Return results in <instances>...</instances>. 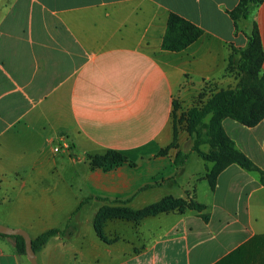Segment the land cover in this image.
Here are the masks:
<instances>
[{
	"label": "crops",
	"instance_id": "0c3cea01",
	"mask_svg": "<svg viewBox=\"0 0 264 264\" xmlns=\"http://www.w3.org/2000/svg\"><path fill=\"white\" fill-rule=\"evenodd\" d=\"M238 2L0 0V224L32 240L62 228L82 201L74 234L50 236L36 264H215L241 245L222 264H264V174L230 163L211 188L191 182L188 157L177 165L167 148L173 103L193 105L205 82L234 84L228 59L253 27L264 72V0L234 18ZM170 13L202 30L179 51L161 48ZM221 125L264 173V116ZM108 149L126 160L91 166ZM168 196L204 207L110 217L102 237L95 231L103 205L141 210ZM24 258L30 264L15 237L0 234V264Z\"/></svg>",
	"mask_w": 264,
	"mask_h": 264
},
{
	"label": "trees",
	"instance_id": "16d2710c",
	"mask_svg": "<svg viewBox=\"0 0 264 264\" xmlns=\"http://www.w3.org/2000/svg\"><path fill=\"white\" fill-rule=\"evenodd\" d=\"M259 1L260 0H239L237 6L231 10L230 14L234 18L240 16L245 17L247 8L251 4ZM201 33L202 30L200 27L175 13H170L166 21L161 48L169 51L182 50L196 40ZM244 49L254 63L261 65L262 49L255 27H253L251 34L248 36V42ZM252 88L254 91H245V88L240 86L234 89H220L218 91H213L203 103L189 107L186 111L189 130H193L197 122L205 115L209 113L211 114L209 123L206 124L207 130L205 131V135L214 145L217 146L218 144L220 146L221 152L218 153L225 158L223 164L216 165V167L212 169L210 179L208 178V183L211 188L214 187L215 177L219 171L230 163H236L245 169L257 170L261 175L264 174L243 152L235 148L233 141L228 137L221 125L222 118L225 116H229L230 118L249 126L256 124L264 116V72L259 78L254 79ZM175 106L176 102L173 103V107ZM174 136L175 128L173 130V138ZM171 143L167 148L171 147ZM194 149L205 160H215L217 156V153L205 154L199 151L196 147ZM165 150L166 149H163L161 152H164ZM179 155L180 153L177 151L175 161H178L177 159ZM125 160L126 157L119 151L108 149L102 154L91 156L90 164L93 167H100L108 164L120 163ZM81 203L77 205L71 214V218L67 220L62 228L52 227L34 237L31 240L32 248L34 250L39 249L50 236L55 234H59L63 237L72 236L77 229L74 215L80 208ZM185 206L194 208L197 211L202 210L204 207V205L195 201L190 200L187 203L186 200L173 196L165 197L141 210H131L127 207L117 205L115 207L103 205L94 214L92 223L97 234L102 237L101 228L103 222L107 218L119 216L135 220L145 215L155 214L157 212L174 208L182 209ZM201 217L207 219V215L204 213H201ZM14 237L16 239L17 251L25 254L23 238L20 235ZM243 247L244 245L237 247L215 264H222L225 261L230 260L236 253L241 251Z\"/></svg>",
	"mask_w": 264,
	"mask_h": 264
},
{
	"label": "rangeland",
	"instance_id": "374dc122",
	"mask_svg": "<svg viewBox=\"0 0 264 264\" xmlns=\"http://www.w3.org/2000/svg\"><path fill=\"white\" fill-rule=\"evenodd\" d=\"M227 70L234 74V84L227 85L225 87H219L213 85L211 82H205L202 85V90L199 92L198 97L193 105L188 107H180L178 103L174 107L173 121L175 128V136L172 140L171 147L177 149L180 153L178 156V161H175L177 165L184 162V159L188 157L187 171L194 170L193 177H191V182H194L197 178H205L208 181L210 179L212 169L216 165H221L224 163L225 158L220 156L221 148L217 144L214 145L205 135L207 130L206 124L209 123L211 114L205 115L201 118L197 124L194 126L193 130H189L188 122L186 117V111L189 107L199 105L203 103L206 98L213 91H218L220 89H234L237 87H244L245 91H254L252 88V83L254 79L259 78L262 75L261 65L253 62L252 58L248 56L245 49L236 50L235 53L231 54L228 59ZM229 117V116H225ZM223 119V118H222ZM205 154L217 153L215 160H205L203 159L194 148ZM188 173L186 176H191ZM222 179V177H221ZM221 181V180H220ZM199 182V180L197 181ZM200 187L201 181L199 182ZM115 207L116 205H110ZM21 264H27V260L24 258Z\"/></svg>",
	"mask_w": 264,
	"mask_h": 264
},
{
	"label": "water",
	"instance_id": "95a60500",
	"mask_svg": "<svg viewBox=\"0 0 264 264\" xmlns=\"http://www.w3.org/2000/svg\"><path fill=\"white\" fill-rule=\"evenodd\" d=\"M0 233L7 234V235H20L24 240V251L25 255L30 264H36V259L34 256V249L32 248V241L29 234L21 228H13L3 224H0Z\"/></svg>",
	"mask_w": 264,
	"mask_h": 264
},
{
	"label": "built area",
	"instance_id": "2783aa9c",
	"mask_svg": "<svg viewBox=\"0 0 264 264\" xmlns=\"http://www.w3.org/2000/svg\"><path fill=\"white\" fill-rule=\"evenodd\" d=\"M64 146L68 149V145L67 144H64ZM54 151H58L60 149V146L59 145H56L53 147Z\"/></svg>",
	"mask_w": 264,
	"mask_h": 264
}]
</instances>
